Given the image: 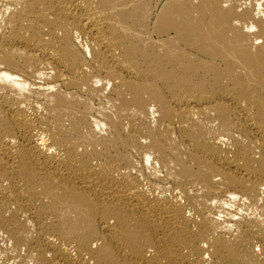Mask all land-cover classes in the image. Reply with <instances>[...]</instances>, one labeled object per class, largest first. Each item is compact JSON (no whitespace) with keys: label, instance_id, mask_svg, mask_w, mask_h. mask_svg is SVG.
<instances>
[{"label":"bare ground","instance_id":"obj_1","mask_svg":"<svg viewBox=\"0 0 264 264\" xmlns=\"http://www.w3.org/2000/svg\"><path fill=\"white\" fill-rule=\"evenodd\" d=\"M0 264H264V0H0Z\"/></svg>","mask_w":264,"mask_h":264}]
</instances>
